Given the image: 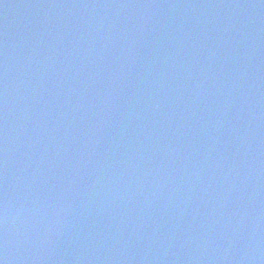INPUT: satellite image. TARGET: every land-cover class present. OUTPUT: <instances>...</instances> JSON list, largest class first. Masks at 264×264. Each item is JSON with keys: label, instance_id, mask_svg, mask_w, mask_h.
I'll return each mask as SVG.
<instances>
[{"label": "water", "instance_id": "95a60500", "mask_svg": "<svg viewBox=\"0 0 264 264\" xmlns=\"http://www.w3.org/2000/svg\"><path fill=\"white\" fill-rule=\"evenodd\" d=\"M157 1L0 0L2 264H264V0Z\"/></svg>", "mask_w": 264, "mask_h": 264}, {"label": "snow or ice", "instance_id": "6c2138e0", "mask_svg": "<svg viewBox=\"0 0 264 264\" xmlns=\"http://www.w3.org/2000/svg\"><path fill=\"white\" fill-rule=\"evenodd\" d=\"M0 264H2V262H0Z\"/></svg>", "mask_w": 264, "mask_h": 264}]
</instances>
